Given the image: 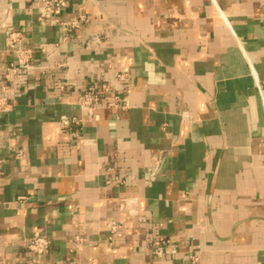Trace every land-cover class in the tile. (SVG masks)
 Segmentation results:
<instances>
[{"label": "crops", "instance_id": "0c3cea01", "mask_svg": "<svg viewBox=\"0 0 264 264\" xmlns=\"http://www.w3.org/2000/svg\"><path fill=\"white\" fill-rule=\"evenodd\" d=\"M39 15L0 0V264H264V0ZM88 87L100 101L82 109ZM164 237L176 251L156 258Z\"/></svg>", "mask_w": 264, "mask_h": 264}, {"label": "built area", "instance_id": "2783aa9c", "mask_svg": "<svg viewBox=\"0 0 264 264\" xmlns=\"http://www.w3.org/2000/svg\"><path fill=\"white\" fill-rule=\"evenodd\" d=\"M40 3V15L38 20L41 23L46 21H54L55 23L74 27L79 24L83 19L84 15H79L74 19H63L61 17L63 9L67 5L68 0H35ZM22 40V35L20 32L15 30L6 31V44L9 49H18V46ZM29 54L30 50L21 49L18 50V66H11L13 70L16 68H29ZM100 97L98 92L94 87H88L77 99V104L82 109H89L98 105ZM118 101H122L124 106H126L125 98L115 97V100L109 102L108 105H115ZM63 124L69 123V120L64 118L62 120ZM72 123H76L77 120L73 118ZM109 228L114 229L113 225H109ZM50 240L45 235H33L28 242V249L37 256L42 255L49 247ZM176 240L173 237L156 238L150 242L151 254L156 258H165L175 253Z\"/></svg>", "mask_w": 264, "mask_h": 264}]
</instances>
